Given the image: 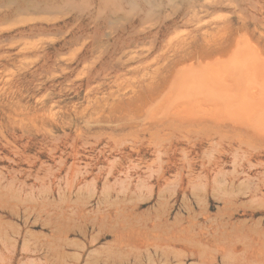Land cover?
Instances as JSON below:
<instances>
[{"label": "rangeland", "instance_id": "rangeland-1", "mask_svg": "<svg viewBox=\"0 0 264 264\" xmlns=\"http://www.w3.org/2000/svg\"><path fill=\"white\" fill-rule=\"evenodd\" d=\"M189 1L0 0V264H264V140L173 87L215 25L143 34ZM232 1L205 22L264 57V0Z\"/></svg>", "mask_w": 264, "mask_h": 264}, {"label": "bare ground", "instance_id": "bare-ground-1", "mask_svg": "<svg viewBox=\"0 0 264 264\" xmlns=\"http://www.w3.org/2000/svg\"><path fill=\"white\" fill-rule=\"evenodd\" d=\"M254 1L261 2L262 0H254ZM231 6H233L232 0H191L187 2L186 4H184L183 8L180 11L174 12V15H169V18L166 17L167 19H165V21H163L161 17H158V20L159 19L162 20V23L159 22L160 25L158 26V28L155 27L156 24L155 25L153 24L154 27L156 28L155 29L156 32L151 30L154 27L149 26L151 28H146V27L143 28V32H144L143 34L153 35V38L155 40H159L164 35H167L168 33H170L172 30H176L180 27L181 28H192V30L188 31L185 35L181 36L182 38L181 41L187 42L189 39L193 38V36L197 32V29H200L203 27H211L214 24L215 26L213 28H210L211 30L208 31V36L211 37L209 40V43H210L209 48L207 46L204 47L203 49L196 48L195 52L192 51L188 53L187 56L185 55V57L182 58L183 60H185L188 57L189 58L188 60L192 61V63L189 64L183 70L178 71L179 73H177L175 76L177 82H174L176 85L173 86L172 84V86L175 88L177 87V90L179 91L178 93H180L181 95L183 94L182 95L183 98L181 99H183L182 104L184 106L183 105L182 106L185 107L186 109L188 107L190 108V106L192 108H194V106L195 107L197 106L206 107L208 109L215 108V109H219V112H221V116L215 117V115L212 113L213 111L211 112L209 110H204L208 112L203 111L202 114L198 113L199 116H194L193 118L185 117V118H188L186 119L187 121H185V123H189L193 126L203 125V129L201 128L203 132L202 135H204V131L209 133L210 135L205 133L209 136V139L210 138L214 139V136L212 135V133L214 132H216L215 137L217 138L222 135L226 136L225 134H223L225 132V133H237V135L242 138L257 139V140H260L261 142V140H264V57L262 55L263 54L262 50H260V48L257 45L252 43L251 38L249 37L248 34H245L243 36L244 38L243 41L239 39L237 41L238 44L235 47L233 46L234 36L236 34H239L240 31H234L233 29H231L229 32L221 34L223 30L227 29V26L225 25L226 22L229 19L237 18V16L239 15L237 13V10L233 12L235 15L233 14L227 17H221L219 18L220 20L217 21L215 19L216 21L214 22L209 21L211 23H208V24L205 22L206 18L212 15V13L215 14L216 11L227 9V8H230ZM263 10H264V7H260L259 9L256 8V12H255L256 15H258V13H262ZM236 13H237V16H236ZM159 16H162V15L160 14ZM237 19L238 21L242 19L241 21L244 24L248 22L246 16L245 17L240 16V18H237ZM143 34H140V35H143ZM168 92L169 91L167 90L166 92L167 95L170 93ZM180 101L181 100L177 102L181 104ZM179 104H174V105H176L177 107V105ZM184 120H183V123H184ZM213 128L217 130L214 131ZM180 130L182 131V129ZM196 131L197 133H199L198 130ZM196 131L194 132L195 134H196ZM236 136H233V138H235ZM225 138L226 137H224V139ZM224 139H222V141ZM235 140L236 142H238L237 138L234 140L231 139V142L233 141L235 142ZM238 140L240 141L242 139L240 138ZM240 142L238 143L243 144L242 147H244V142H241V143ZM252 142L254 141L252 140ZM217 144L222 145L223 143L218 142ZM250 145L251 144L249 143V145L247 146L250 147ZM230 147H232V145H230ZM241 149L242 148L240 145V150L238 148V151H241ZM257 151L258 150H256L255 152ZM245 152L243 151V153ZM248 153L250 154V151ZM225 237H227V235H225ZM228 237H230V235H228ZM238 239L239 241H241L240 238H237V240ZM224 240H226V238ZM230 242H231V239H230ZM247 248L245 249L247 250ZM230 249L232 248L229 247L228 250ZM227 252L230 254L232 252L234 253V251H231V252L227 251ZM245 253L247 252L244 251V254ZM234 254H231V256ZM258 257H261V255H259ZM200 258H202V256ZM234 259H239V258H234ZM248 259L249 257H247V260ZM240 260L239 262L235 260L236 261L235 263L242 264L241 263L242 260L241 261ZM243 260L245 261V259ZM257 261H259L258 258H257ZM251 263L249 262V264Z\"/></svg>", "mask_w": 264, "mask_h": 264}]
</instances>
